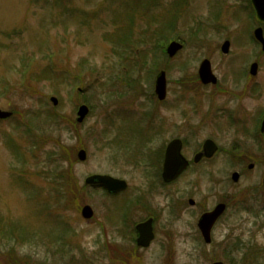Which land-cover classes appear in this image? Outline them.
<instances>
[{"label": "rangeland", "instance_id": "374dc122", "mask_svg": "<svg viewBox=\"0 0 264 264\" xmlns=\"http://www.w3.org/2000/svg\"><path fill=\"white\" fill-rule=\"evenodd\" d=\"M253 15L251 0H0V108L14 112L0 121V264H264V135L243 131L264 108L259 46V70L248 86L261 92H240L246 81H239L256 56ZM168 37L184 45L172 57L159 42ZM204 58L219 86L195 87ZM162 69L167 92L159 100ZM225 82L239 99L220 90ZM83 104L90 113L79 123ZM233 108L241 119L235 124L227 115ZM173 137L184 140L189 159L206 138L219 150L165 184L158 169ZM82 148L85 161L78 159ZM61 169L66 176L55 178ZM93 174L129 187L113 198L85 184ZM67 180L77 187L72 201ZM130 197L144 203L133 209ZM217 202L229 208L207 244L197 221ZM84 204L93 218H83ZM127 205L132 223L155 216L149 247L134 250L118 232ZM108 241L127 247L131 262L110 259Z\"/></svg>", "mask_w": 264, "mask_h": 264}, {"label": "water", "instance_id": "95a60500", "mask_svg": "<svg viewBox=\"0 0 264 264\" xmlns=\"http://www.w3.org/2000/svg\"><path fill=\"white\" fill-rule=\"evenodd\" d=\"M253 2H254V5H255V8H256V11L259 17L264 20V0H253ZM256 36L259 40H261L264 43L262 29H258L256 31ZM229 45H230L229 42H226L223 45L222 49L224 52H228ZM180 48H182V44L173 42L168 47V52L170 56H173ZM256 72H257V65H254L252 69V73L255 74ZM200 76L205 83H209V82L215 83L217 81L216 77L212 73L211 63L209 60H205L201 64ZM166 86H167L166 73L165 71H162L158 75L157 80H156V92L161 99L165 98L166 96ZM52 100L54 101L55 104H57L58 102L57 98L53 97ZM88 112H89L88 107L82 106L79 111V115H80L79 121H83V119L88 114ZM9 115H12V114L10 112H3L0 110V118H5V117H8ZM180 150H181V142L179 140L173 141L169 145V148L167 150L164 177L168 181L177 177L187 164V162L184 161V158L180 155ZM215 150H216L215 144L212 141H208L206 142L205 150L204 152H202L201 155L205 154L207 156H212ZM86 157H87L86 151L81 150L79 152V158L81 160H85ZM178 160H180V163ZM233 179L235 181H238L239 175L235 173L233 176ZM87 183L89 184L100 183L104 187H106L110 192H118L126 188L125 181L112 178L111 176H108V175L91 176L87 179ZM223 211H224V205H221L217 207L214 212L205 214L202 217L199 226L207 242L211 241V229L216 219L220 216V214L223 213ZM82 213L84 217L90 219L93 216V209L87 205L83 208ZM139 229L141 231V235L138 239V242L140 245L147 246L150 243L151 239L153 238V233H152V228L150 226V223H145V224L140 225ZM213 264H223V263L216 262Z\"/></svg>", "mask_w": 264, "mask_h": 264}, {"label": "flooded vegetation", "instance_id": "af4514ba", "mask_svg": "<svg viewBox=\"0 0 264 264\" xmlns=\"http://www.w3.org/2000/svg\"><path fill=\"white\" fill-rule=\"evenodd\" d=\"M252 8H254L253 7V4H252ZM253 17L255 18V21H254V24H253V27H252V30H251V34H250V40H252V42H254V43H256L255 44V46H256V49H255V57L253 58V59H251V65L250 66H248L249 67V69H248V67L245 69V70H248V72H242V76L240 77V79H239V81L240 80H242V79H244L245 81H246V85L245 84H243V83H240V85H242L241 86V89H240V92L243 90H250L251 92H254V93H256V91L255 90H257L256 88H259V90H258V92H261V89H260V87H259V85L258 84H256V85H249L248 86V84L250 83V77L251 76H254V75H252L251 74V66H252V64L253 63H258V66H260V64H259V61H258V58L260 57V55H261V51H264V49L261 47L262 45H261V43L259 42V41H257V39L255 38V34H254V30H256V28H258V27H261L262 25L261 24H264V23H261L262 21H260V20H258L257 18H256V15H253ZM263 27V26H262ZM263 30H264V27H263ZM225 41H229V43H230V49H231V41L229 40V39H226ZM257 46H259L260 48H261V51L257 48ZM249 56V55H248ZM201 63V62H200ZM200 68V67H199ZM258 70H259V68H258ZM248 73V74H247ZM254 74V73H253ZM217 76V75H216ZM217 78H218V76H217ZM195 80V82H194V84H195V87H205V86H219V84H221V81H220V79L218 78V80H217V82L216 83H204V82H202L201 81V79H200V76H199V71H198V73H197V75H196V78L194 79ZM189 85V88L192 86L191 84H188ZM228 85H229V83L228 82H225V87H222V88H220V90L221 91H224V92H229L230 90L228 89ZM186 86V85H185ZM219 90V89H218ZM234 90H232L231 89V94H233V95H235L236 96V98L237 99H239V96L237 95V93L236 92H233ZM232 110H234V108L232 109ZM212 111V110H211ZM211 113H213V112H210V114ZM227 115H228V118H229V121H230V123L231 124H235V123H237L239 120H241L240 119V117H238V109L236 110H234V111H231V112H227ZM263 119H264V108H261L260 109V111H259V114L257 115V117H256V119L254 120V125L251 127V128H249L248 126H247V130H243L244 131V134H246V135H248V136H250V137H257L258 135H264V128L262 129V122H263ZM245 129V128H244ZM173 138H175V137H173ZM237 150H240V148H238ZM235 151V149L233 148L232 150H231V153H232V159H233V162H236L235 160L237 159L236 158V155L235 154H237L236 152H234ZM244 152H246L247 153V151L245 150H242V151H240V153H244ZM239 159V158H238ZM242 160H243V158H242ZM254 165V163H250L249 165H248V167L250 166V165ZM131 197L129 198V200L131 201ZM128 200V201H129ZM135 202H139V204H142V203H144V201L143 200H136ZM226 203V202H225ZM217 204V203H216ZM228 206H229V204L228 203H226ZM136 206V205H135ZM135 206L133 207V209L135 208ZM148 206V205H147ZM212 208V207H211ZM211 208L210 209H206L205 211H208V210H211ZM146 209H148V208H146ZM152 214V213H151ZM149 219H151L152 220V222H153V224H154V226H153V229H154V232H155V234H156V228H155V216L152 214V215H150V213L148 214V218H146L145 220H142V221H140L139 223H141V222H144V221H147V220H149ZM129 220V219H128ZM126 232V231H125Z\"/></svg>", "mask_w": 264, "mask_h": 264}, {"label": "trees", "instance_id": "16d2710c", "mask_svg": "<svg viewBox=\"0 0 264 264\" xmlns=\"http://www.w3.org/2000/svg\"><path fill=\"white\" fill-rule=\"evenodd\" d=\"M83 20H85V18H83ZM48 117L50 118L51 121H55V120L57 119V117H56L55 115L53 116L52 114H49ZM48 155L50 156L51 154H48ZM56 160H57V159H56ZM58 168H60V167H58ZM64 171H65V170L61 169L60 172L56 173V176H54V177H55V178H57V177L64 178V177L66 176V173H65ZM66 186H67V188H68V189H67L66 196H67V198H68V201H72L73 196L76 194L77 187H73V183H72V182H69L68 180H67ZM68 190H69V191H68ZM68 193H70L71 195L68 194ZM69 195H70V197H69ZM129 253H130V252L125 253V254L122 256V259H124L125 262H127V261L129 260V258H130ZM117 257H118V256L114 254L113 258L115 259V258H117ZM16 264H18V262H16Z\"/></svg>", "mask_w": 264, "mask_h": 264}]
</instances>
